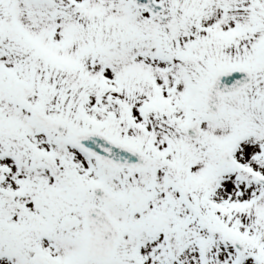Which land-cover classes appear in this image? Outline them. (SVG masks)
Here are the masks:
<instances>
[{
  "label": "snow or ice",
  "instance_id": "obj_1",
  "mask_svg": "<svg viewBox=\"0 0 264 264\" xmlns=\"http://www.w3.org/2000/svg\"><path fill=\"white\" fill-rule=\"evenodd\" d=\"M0 264H264V0H0Z\"/></svg>",
  "mask_w": 264,
  "mask_h": 264
}]
</instances>
